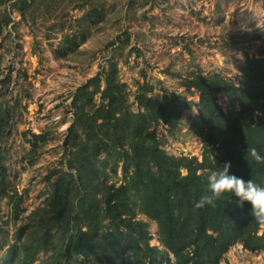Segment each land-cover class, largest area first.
I'll list each match as a JSON object with an SVG mask.
<instances>
[{
	"label": "rangeland",
	"instance_id": "374dc122",
	"mask_svg": "<svg viewBox=\"0 0 264 264\" xmlns=\"http://www.w3.org/2000/svg\"><path fill=\"white\" fill-rule=\"evenodd\" d=\"M263 58L264 0H0V264H98L73 249L77 203L81 192L100 198L103 185L125 182L127 146L106 147L101 136L91 155L81 143L89 123L79 118L118 110L123 119L145 111L143 94L180 96L189 109L178 125L152 129L168 154L201 160L194 76L238 85L249 62ZM106 74L121 87L110 110ZM217 98L224 112L233 109ZM132 206L151 245L164 250L137 195ZM222 263L264 264V250L236 244Z\"/></svg>",
	"mask_w": 264,
	"mask_h": 264
},
{
	"label": "trees",
	"instance_id": "16d2710c",
	"mask_svg": "<svg viewBox=\"0 0 264 264\" xmlns=\"http://www.w3.org/2000/svg\"><path fill=\"white\" fill-rule=\"evenodd\" d=\"M105 80V107L110 110L121 87L111 74ZM191 86L200 95L193 125L203 144L201 160L168 154L152 129L159 121L173 128L178 125L189 109L188 101L180 96L143 94L139 105L145 111L123 119V115L115 117L118 110L79 118L84 125L89 123L83 128L86 136L81 143L86 149L91 145V155H96L99 142L94 140L101 136L106 147L127 146L123 148L127 176L119 186L103 185L100 198L96 193H80L81 225L71 238L76 253L94 256L98 264H223L224 255L236 244L250 251L264 250L260 234L264 223L250 214L247 202L241 207L238 198L228 193L216 200L215 207L194 206L201 196L210 195L208 175L225 164L231 174L264 184V58L249 62L238 85L220 75L197 74ZM219 94L230 99L233 109L224 112ZM78 112H84L83 108ZM250 148L262 159L252 157ZM64 187L57 185L54 198L62 195ZM135 195L142 212L157 222L164 250L151 245L149 225L136 219Z\"/></svg>",
	"mask_w": 264,
	"mask_h": 264
},
{
	"label": "clouds",
	"instance_id": "9594fccd",
	"mask_svg": "<svg viewBox=\"0 0 264 264\" xmlns=\"http://www.w3.org/2000/svg\"><path fill=\"white\" fill-rule=\"evenodd\" d=\"M248 153L256 160L262 159L255 148L248 149ZM208 190L210 195L201 196L195 201L196 208L205 205L216 206V200L224 194H232L238 198L241 207L247 202L250 205V214L259 222L264 223V184L254 179L245 180L229 172V165L222 169L212 171L208 177Z\"/></svg>",
	"mask_w": 264,
	"mask_h": 264
}]
</instances>
